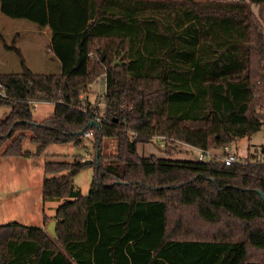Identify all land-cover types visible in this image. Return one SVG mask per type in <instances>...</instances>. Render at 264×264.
Instances as JSON below:
<instances>
[{"label": "trees", "instance_id": "obj_1", "mask_svg": "<svg viewBox=\"0 0 264 264\" xmlns=\"http://www.w3.org/2000/svg\"><path fill=\"white\" fill-rule=\"evenodd\" d=\"M0 4L10 18L49 28L61 62L59 73H36L19 48H10L23 69L0 72V108H11L0 122L1 155L79 146L88 131L99 153L91 164H45L51 177L44 201L65 199L54 217L58 238L43 227L1 225L0 264H264V200L257 192L264 194V160L227 166L138 153L154 137L173 155L183 145L220 150L262 129L264 0ZM94 50L104 61L90 57ZM103 72L107 122L88 126L99 108L81 95ZM37 101L55 104L41 123L32 111ZM27 132L38 145L34 154L23 150ZM109 140L117 144L114 154L106 152ZM89 167L84 195L74 179ZM49 218L45 213L44 222Z\"/></svg>", "mask_w": 264, "mask_h": 264}, {"label": "rangeland", "instance_id": "obj_2", "mask_svg": "<svg viewBox=\"0 0 264 264\" xmlns=\"http://www.w3.org/2000/svg\"><path fill=\"white\" fill-rule=\"evenodd\" d=\"M253 11L258 14L259 7L252 5ZM52 32L49 28L43 29L34 22L26 19H14L6 16L1 10L0 4V72H20L23 69L22 59L12 49L19 48L26 66L32 71L41 74H55L61 71V62L52 50ZM94 59L100 61L103 54L94 50ZM117 60L121 63V58ZM101 73L89 86L88 92L83 95L84 102L89 101L96 105L103 103L105 89L103 75ZM103 111L105 105L100 107ZM9 106L0 108V122L10 113ZM55 104L51 102L37 101L32 104L34 120L38 123L53 116ZM262 129L249 137L236 139L229 146L242 160H264V108L259 110ZM27 138L23 142V150L34 154L38 145L31 142V132L26 133ZM10 143V142H9ZM8 143V144H9ZM0 151V226L11 222H19L26 226L43 227L46 231L48 224L55 220L57 208L65 202V199L44 201L43 183L46 176L44 166L47 162L71 161L74 158L82 160H94L96 142L94 137L84 138L78 146L74 143H52L38 156L31 157H3ZM115 140H109L106 150L109 154L116 153ZM219 151V150H216ZM138 153L145 157L156 156L163 159L195 160L199 153L187 146H182L180 151L170 155L167 152L166 143L162 138L154 137L148 143L138 146ZM93 179V168L83 169L74 179L75 185L84 195H88ZM50 218L44 222V214ZM57 228V223H56Z\"/></svg>", "mask_w": 264, "mask_h": 264}, {"label": "built area", "instance_id": "obj_3", "mask_svg": "<svg viewBox=\"0 0 264 264\" xmlns=\"http://www.w3.org/2000/svg\"><path fill=\"white\" fill-rule=\"evenodd\" d=\"M91 58H94L95 55L93 53L90 54ZM104 78V85H105V91L103 93V99L104 96L106 94V90H107V76L106 74L103 75ZM84 94V93H83ZM81 95V99L85 98L84 95ZM102 104L105 105V102L103 100L102 102H98V104L94 105L97 106L99 108L94 110V116L93 119L95 122H97L98 124H100V126H102V124L104 122H107L105 119V110H101V106ZM105 109V108H104ZM94 131H88L85 133L84 138H88V137H94ZM189 147V149L193 150L194 152H198L199 153V158L198 160L200 161H211V160H217L218 162H222L225 165L229 166L232 164H237V163H242L245 161H242L236 154L234 151L231 150L230 146H225L224 148L220 149L219 151L216 150H203V149H199L197 147L194 146H187Z\"/></svg>", "mask_w": 264, "mask_h": 264}, {"label": "water", "instance_id": "obj_4", "mask_svg": "<svg viewBox=\"0 0 264 264\" xmlns=\"http://www.w3.org/2000/svg\"><path fill=\"white\" fill-rule=\"evenodd\" d=\"M101 56H102V61H104V54H102ZM118 64H120V61H119V60H117V61L115 62L114 65L116 66V65H118ZM93 125H95V126H97V127H100V124H98V123L95 122V121H91V122L88 124V126H93ZM84 132H85V129H83V130L81 131V134L84 133ZM97 155H99V153H98ZM92 161H93V160H87L86 163H87V164H91ZM257 192H258V194L261 195V197H262L263 200H264V194H263L261 191H259V190H257ZM56 223H57V222H56L55 220H53V221H51V222L48 224V227H47L48 232H49L54 238H58L57 230H56Z\"/></svg>", "mask_w": 264, "mask_h": 264}]
</instances>
